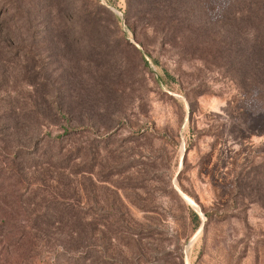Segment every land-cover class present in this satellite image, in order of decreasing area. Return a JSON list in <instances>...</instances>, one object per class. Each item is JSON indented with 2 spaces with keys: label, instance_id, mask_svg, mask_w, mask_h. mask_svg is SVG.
I'll return each instance as SVG.
<instances>
[{
  "label": "rangeland",
  "instance_id": "1",
  "mask_svg": "<svg viewBox=\"0 0 264 264\" xmlns=\"http://www.w3.org/2000/svg\"><path fill=\"white\" fill-rule=\"evenodd\" d=\"M0 264H264V0H0Z\"/></svg>",
  "mask_w": 264,
  "mask_h": 264
}]
</instances>
